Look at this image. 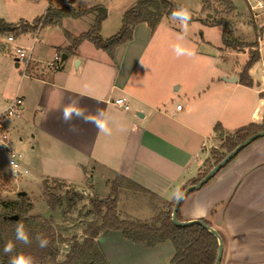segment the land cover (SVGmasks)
<instances>
[{"label":"crops","instance_id":"obj_1","mask_svg":"<svg viewBox=\"0 0 264 264\" xmlns=\"http://www.w3.org/2000/svg\"><path fill=\"white\" fill-rule=\"evenodd\" d=\"M137 1L133 0L130 7ZM176 2L211 17L203 8V0ZM245 2L249 16L254 3ZM67 3L68 0H56L55 7ZM96 5L105 8L94 3L82 9ZM231 5V11L241 15L232 2ZM258 16L263 17L264 12ZM94 17L95 13H90L49 22V26L55 25L64 33L45 41L51 55L47 56L50 60L46 66L32 58V73L21 75V79L28 80L15 88L14 96L23 100L21 117L8 124L17 122V130L23 122L25 127L34 128L28 159L40 175L78 186L94 183L95 175L110 191L115 178L123 177L162 203L158 214L167 210L188 181L204 169L211 150L219 146L218 137L222 140L239 127L264 121L261 48L256 42L259 60L248 70L252 85L245 86L239 81L245 63L239 66L237 58L242 56L247 61L248 48L238 51L225 47L222 31L217 51H198L202 57L208 56L209 71L185 73V42L188 45L192 41L185 34V25L198 20L186 23L164 15L154 30L146 22L138 23L131 39L109 56L87 40L72 46L78 35L89 30ZM70 18L74 22H69ZM201 20L198 22L203 24ZM66 22L78 27L72 28L76 32L64 29L62 24ZM107 22L106 12L100 32ZM28 33L22 32L21 36ZM21 36L15 42L26 47ZM46 37H51V32ZM202 43L205 51L213 42L208 39ZM55 55L66 58L57 67H50ZM234 77L236 81H231ZM118 97L127 98L129 110L113 105L112 100ZM7 101L0 97V111ZM179 102L182 104L177 108ZM69 107L71 111L65 119L64 112ZM120 183L117 185L122 187ZM128 198L130 202L126 204L118 196L117 214L122 211L131 220L141 222L155 217L152 212L137 214L141 204ZM180 215L182 220L206 219L217 230L223 245L220 264H264V135L241 149L201 188L190 192L181 202ZM109 232L97 238L109 264H168L173 255L168 241L148 247L124 239L119 231Z\"/></svg>","mask_w":264,"mask_h":264},{"label":"rangeland","instance_id":"obj_2","mask_svg":"<svg viewBox=\"0 0 264 264\" xmlns=\"http://www.w3.org/2000/svg\"><path fill=\"white\" fill-rule=\"evenodd\" d=\"M55 1L56 0H0V20L4 23L11 24L12 27H18V30L20 31L24 28V26H28L25 28L27 29L25 32H30L23 36H21V32H18L16 36L13 33H0V97L8 99L6 104H8L10 100L15 97L14 94L16 92V86L28 80L21 79V68L14 65L16 61L11 55V47L14 44L6 45L4 43V39L7 35H12L13 37L15 36V40H18V37L21 36L20 40L24 41L27 48H31V39L34 37L39 28L37 39L39 38L40 41L33 44L32 58L40 59L42 65L46 66V62L50 60L49 57H47L50 53L48 52L49 50H47L48 48L45 46V41H51L52 38H58L59 35L64 33L61 28H58L55 25L49 26V19L45 20L46 9L48 7L51 9L55 7ZM108 1L109 3L104 4L102 3V0H68L74 9H77L78 7L82 9L94 3H101L105 6L106 12L108 13V22L102 32H100L101 37L104 39L116 34L120 27L122 14L128 9V7L131 6V2H133V0ZM231 2L240 11L241 15L234 14L225 0H211V2L210 0H207L205 10L211 13V17L209 18H212V16L217 18L222 16L229 21L230 37L232 39L248 44L259 42L262 59L264 60V16H252V13L256 12H258V15L262 14L260 11H251L248 16L246 13L247 5L245 0H231ZM252 2L255 3L253 0ZM174 3L178 6L181 5L179 2L177 3L176 0ZM180 7H182V10L186 15L193 14L201 16L202 18L207 15H203L194 7L190 10L188 8L185 9V6L183 5ZM120 12L122 13L120 14ZM68 21L74 22L71 18ZM115 23H118L117 27H115ZM203 24L197 21L190 23L189 26L185 25V34L192 38L190 44L187 45L185 42V73H200L202 71H209L208 56L202 57V54L198 53V51L209 53V50H218L222 26L215 25L213 27H208ZM47 26L50 28L46 29ZM31 27L34 28L30 29ZM62 27L71 32H76L72 28H78L72 27L71 24H68V22L62 24ZM48 32H51V37L49 38L46 37ZM79 32L81 31H78V33ZM201 35L203 36V39L200 38ZM208 39L213 43L211 47L205 44V47L209 48H205L204 51V44L202 42L207 41ZM16 43L17 42H15V44ZM39 46H42L43 48L36 51L35 49ZM37 53L39 55H37ZM245 61V57L239 56L237 58L239 66H242ZM32 69L33 68L31 67L29 74L32 73ZM211 71L213 72L214 70L212 69ZM181 104L182 103L179 102V106ZM15 125H17V122L12 125L11 123L9 124L11 144L15 150L23 154L22 167L28 170V174L22 176L21 178L13 179L9 175V167L7 165L5 154L0 153V204L2 202L5 203L14 200L19 201L18 192H25L22 196V206L25 211L22 214L29 219L35 221H45L51 224L53 230L59 237L54 243V246L56 247V260L61 261L68 252L72 240L74 238L80 241L83 239L85 229L90 221L92 219L99 221V219H97L99 217L95 218L96 201H102L107 197L112 196L114 188L110 191L108 185L99 183L97 181L98 178H96L98 176L95 175L93 176L95 177L94 183H84V185L81 186L52 180L53 177L40 175L28 159L34 143V128L31 130L29 127H25L23 122L20 124V127H22L23 130H21L19 126L17 130ZM20 137L22 138V141L19 140ZM225 137L226 136H223L222 140L218 137L217 140L219 142V146L215 150L222 151L220 146L222 145ZM209 167L210 169L213 167V161L206 164L204 170L206 171ZM90 177L92 178V176H89L88 180H91ZM119 183L120 180L116 177L115 184L117 185ZM120 185L122 187H119L117 191H115L117 198L118 196H122V200H124L126 204H128L127 202H130L128 197H133L135 201H139L141 206L137 208L141 210L136 211L137 214L142 215L143 212L151 214L152 212L153 216H156L158 210L163 208L160 201L144 193V191L129 187L124 183H120ZM45 192L52 193L57 197V202L53 208H50L45 202L43 197V193ZM130 205L136 207L135 203H131ZM135 209L136 208H134V210ZM102 211H104V208H102ZM121 212L118 214L120 218L130 219L128 215ZM139 218L141 217L139 216ZM109 231H105L104 235L105 233H110ZM102 237V235H99V238Z\"/></svg>","mask_w":264,"mask_h":264},{"label":"trees","instance_id":"obj_3","mask_svg":"<svg viewBox=\"0 0 264 264\" xmlns=\"http://www.w3.org/2000/svg\"><path fill=\"white\" fill-rule=\"evenodd\" d=\"M225 1L229 4L230 10H232L231 2L229 0ZM206 3L207 0H203L204 10L206 9L205 6H207ZM90 13H95L93 24L87 32L78 35L72 41V46L87 40L96 48L106 51L109 56H112L118 46L131 39L133 28L138 23L146 22L149 28L154 30L164 15L173 16L174 13L177 19L182 15L187 16L188 19L183 20L186 23L201 20L193 15H186L180 6L169 0H138L134 6L123 13L121 25L116 34L107 39H103L100 35L101 23L106 17V9L101 5L81 10L74 9L70 3L60 7H53L52 9L48 7L45 20L49 19V22L52 20L55 22L64 17L80 18ZM201 21L208 26H222V41L225 47L238 51L245 48L249 49V56L241 69L239 81L245 86H251L252 81L248 76V70L259 60L256 48L257 43L248 44L232 39L230 37V23L222 16L219 18L214 16L212 18L205 17ZM26 27L28 26H24L20 31L18 27H12L11 24L0 20V33H13L16 36L18 32L27 31ZM263 129L264 121L260 124L250 123L239 127L224 138L220 146L222 151L211 150V155L207 162L213 161L214 166L245 138ZM209 169L206 171L204 169L200 170L197 176L189 180L183 189L188 185L197 183ZM118 178L125 180L129 187L144 191L143 188L135 183L123 177ZM119 187L115 184L112 196L102 201H96L95 218L99 217L97 218L99 221H96V219L90 221L85 229L83 239L80 241L74 238L68 252L61 261L56 260L54 243L59 237L51 224L45 221H35L24 216L22 214L25 211L22 206V196H19V201L2 202L0 204V264H10L12 259L17 260L18 264H109L97 242L99 235L109 230L119 231L124 239L133 243H143L148 247L167 241L170 242L174 252L168 264H214L218 248L216 238L196 224L186 227L175 226L171 221V211L174 202L169 204L167 210L160 211L149 222L120 218L116 212L117 195L115 192ZM43 197L47 205L53 208L57 202V197L48 192L43 193ZM184 199L185 197L182 201ZM102 208H104V211H102ZM176 217L178 220H182L180 206ZM200 220L212 226L208 220ZM18 225L27 234L28 244L15 239V231ZM41 241H47L45 247L40 246ZM7 244L12 245V251L9 253L3 251Z\"/></svg>","mask_w":264,"mask_h":264},{"label":"built area","instance_id":"obj_4","mask_svg":"<svg viewBox=\"0 0 264 264\" xmlns=\"http://www.w3.org/2000/svg\"><path fill=\"white\" fill-rule=\"evenodd\" d=\"M254 5L250 6L253 12L260 11L264 12L263 0H254ZM257 13H254V17L257 16ZM39 30V28H38ZM38 30L32 37V44L38 41L37 35ZM6 45L14 44L11 47V55L16 59L17 67L21 68L22 76H28L29 71L32 65V49L23 47L21 45L15 44V39L12 35H7L4 39ZM60 61L59 55H55L54 63H50V67H55ZM113 105L123 109L129 110V102L126 97H118L112 100ZM23 106V100L20 96H15L7 106L0 111V153L5 154L7 159V165L9 167V175L13 179L21 178L28 174V170L22 167L23 154L15 150L11 144L10 139V126L9 121L13 119H18L21 117V111ZM177 108H180L178 105Z\"/></svg>","mask_w":264,"mask_h":264},{"label":"water","instance_id":"obj_5","mask_svg":"<svg viewBox=\"0 0 264 264\" xmlns=\"http://www.w3.org/2000/svg\"><path fill=\"white\" fill-rule=\"evenodd\" d=\"M66 58L65 55H62L60 58V62H62ZM16 61V59H15ZM15 66L17 67V62L15 63ZM229 80L230 79H226ZM231 81H236V78L234 77L233 80ZM264 135V129L254 133L247 138H245L241 143H239L236 147H234L230 152H228L222 159L219 161L217 164H215L197 183L191 184L186 186L181 193L176 197L172 211H171V221L175 226L178 227H186L190 225H199L205 230H207L209 233H211L217 240L218 243V248H217V253H216V258L214 261V264H220L221 261V256H222V250H223V245H222V239L219 233L215 228L212 226H209L205 224L202 220L200 219H195V220H178L176 217L177 211L179 209V206L181 204V201L184 197H186L190 192L195 191L199 188H201L207 181H209L219 169H221L224 165H226L241 149L246 147L249 143H251L253 140L256 138H259ZM25 192L21 191L18 192L19 196H23Z\"/></svg>","mask_w":264,"mask_h":264},{"label":"clouds","instance_id":"obj_6","mask_svg":"<svg viewBox=\"0 0 264 264\" xmlns=\"http://www.w3.org/2000/svg\"><path fill=\"white\" fill-rule=\"evenodd\" d=\"M173 17L176 18V14L175 13L173 14ZM178 18L181 19V20H187L188 19V17L187 16H184V15H182V16H180ZM177 51H179V50H177ZM70 111H71V108L70 107L65 109V112H64L65 119H67L69 117ZM97 127L102 128L105 131H107V129L104 128L103 125H99L98 124ZM15 239L17 241L23 242L24 244H28L29 243V239H28L27 234L25 232H23L22 227L19 226V225L17 226L16 231H15ZM46 244H47V241H41L40 246L41 247H45ZM3 251L5 253L11 252L12 251V245L11 244L5 245ZM10 264H18V262H17V260L12 259V260H10Z\"/></svg>","mask_w":264,"mask_h":264}]
</instances>
